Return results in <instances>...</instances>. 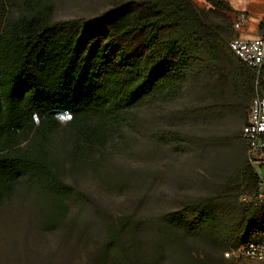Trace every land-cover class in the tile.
<instances>
[{
    "label": "trees",
    "instance_id": "trees-1",
    "mask_svg": "<svg viewBox=\"0 0 264 264\" xmlns=\"http://www.w3.org/2000/svg\"><path fill=\"white\" fill-rule=\"evenodd\" d=\"M204 1L207 9L193 0H127L95 17L54 21L50 0H0V206L23 188L42 199L45 229L54 230L69 202H90L63 181L61 167L126 154L144 133L136 111L145 101L167 103L193 80L210 78H223L238 103L252 96V70L227 48L231 8ZM154 136L180 143L166 132ZM236 140L244 150L240 132ZM258 191L243 160L221 191L188 199L146 229L154 257L168 251L185 264H231L224 251L264 241V201L252 199ZM104 225L101 256L113 248L117 264H134L129 249L142 224L124 218Z\"/></svg>",
    "mask_w": 264,
    "mask_h": 264
},
{
    "label": "rangeland",
    "instance_id": "rangeland-1",
    "mask_svg": "<svg viewBox=\"0 0 264 264\" xmlns=\"http://www.w3.org/2000/svg\"><path fill=\"white\" fill-rule=\"evenodd\" d=\"M50 1L52 20L61 21L95 17L127 0ZM193 2L199 8L209 7L204 0ZM242 31L264 35V16L258 25ZM250 98L244 95L238 103L223 78H210L193 80L167 103L145 101L136 111L144 133L126 154L83 166L66 162L61 167L63 181L90 200L83 205L69 202L61 225L45 229L42 199L23 188L9 204L0 206V264H117L115 249L100 254L104 222L124 218L142 224L137 233L140 241L129 249L134 264H185L172 260L168 251L155 258L151 241L144 237L146 229L188 199L218 193L231 180L245 160L236 137ZM158 132L177 135L178 147L158 142L154 136ZM183 244L193 257L203 258L204 250L197 243Z\"/></svg>",
    "mask_w": 264,
    "mask_h": 264
},
{
    "label": "built area",
    "instance_id": "built-area-1",
    "mask_svg": "<svg viewBox=\"0 0 264 264\" xmlns=\"http://www.w3.org/2000/svg\"><path fill=\"white\" fill-rule=\"evenodd\" d=\"M231 30L241 32L247 26L245 11L231 13ZM227 48L235 59L250 68L254 75L253 94L250 98L245 122L240 130L246 163L259 181V191L252 199L264 201V35L252 38L232 35ZM63 119V118H60ZM251 199V198H249ZM231 264L264 263V241L248 240L223 252Z\"/></svg>",
    "mask_w": 264,
    "mask_h": 264
},
{
    "label": "crops",
    "instance_id": "crops-1",
    "mask_svg": "<svg viewBox=\"0 0 264 264\" xmlns=\"http://www.w3.org/2000/svg\"><path fill=\"white\" fill-rule=\"evenodd\" d=\"M230 8L235 11H245L248 15L247 25L249 27L258 25V22L264 16V0H224ZM240 37L252 38L255 37L253 31H241L238 33Z\"/></svg>",
    "mask_w": 264,
    "mask_h": 264
}]
</instances>
